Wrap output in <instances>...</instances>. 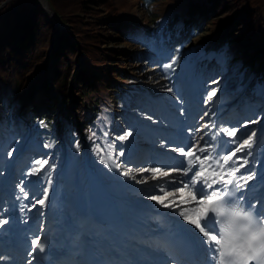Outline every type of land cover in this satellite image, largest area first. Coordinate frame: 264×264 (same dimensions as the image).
Segmentation results:
<instances>
[{"label":"rangeland","instance_id":"1","mask_svg":"<svg viewBox=\"0 0 264 264\" xmlns=\"http://www.w3.org/2000/svg\"><path fill=\"white\" fill-rule=\"evenodd\" d=\"M180 2H182L181 5L184 4L183 0H152L150 4L145 0H126L124 5H121V12L138 27L142 26L146 30L156 32L160 27L157 26V21H164L166 17H170L171 10L174 6H178ZM163 32L161 29L159 33ZM211 33L212 30L208 27L196 29L190 41L184 45L176 46L169 60L161 64L154 65L147 63L146 60L132 63L124 58L125 65L121 71L137 79L139 82L137 85L143 84L147 90L142 89L141 92L148 100L156 102L160 97L164 99L165 104L160 106L155 118L149 119L148 122H145L139 116H131L128 111L120 112L121 108L116 107L117 103L112 102L102 103L103 109L99 110L98 115L100 113L104 115V120L95 123L96 116L84 117L82 112H80V96L74 88L76 74V70H74L70 74L68 84V100L72 122L64 123L65 127L69 128L67 134L69 144L66 148L62 147L61 155L59 153L60 150L49 149L41 140L31 139L25 142L22 147L24 152L18 158L28 159V162H20L17 165L16 161V166L14 167L16 172L8 174L10 158L16 152L18 144L24 141L27 130L22 124H17V133L13 137L10 133L11 131L8 132L9 136L12 137L11 141H16L18 144L7 154L6 158L7 149L5 146L10 141V138L7 137L5 140H0V202L6 200L11 206L14 193L23 189L21 192L27 194V207L31 211L25 208L24 198L20 197V202L17 206L24 205V208L30 214L31 220L37 217L36 220H33L35 227L34 239L39 237L40 231L45 228L43 227V210L48 201L50 190L54 186L59 187L61 218L58 224H62L61 228L66 232L69 220L75 219L74 204L79 197H85L84 172L82 168L84 152L96 170L102 175L103 181L111 188L113 195L118 198L120 207L130 219L132 235L134 236H132L131 239L133 240L128 243L127 247L136 254L146 253L144 252L145 248L151 252L160 253L156 252L151 245H144L142 241H139L142 235H147V228L156 223L157 216L153 211L162 212L165 209L178 223L184 224L183 222H185L192 229L195 227L180 217L178 211H186V214L195 217L196 212L192 210H198L200 207L199 204L197 205V203L191 201L190 197L186 195L187 192H194L195 189L191 187L185 189L186 202H182L180 193V188L189 182L188 177L193 176L194 172L202 171L199 167L200 161H204V168L211 173L213 170L225 173V179H227L229 167L238 168L249 152L251 155H247L248 165L253 164L254 166L249 167L246 165L244 172L238 173V175H250L251 173L246 171L261 165L259 161L264 157V78L258 82L253 75L242 82L240 79L241 72L238 71L237 74L239 76L230 79V76H234V71L237 69L236 66L239 64V60L233 58L230 61L231 68L223 69L221 73L217 74L218 78L215 82L206 86L203 90L200 91L199 87L192 81V74L194 68L196 69V65L199 67L202 64L205 65V61L200 64V61L197 60L201 56L202 48L208 44ZM132 39L143 41V32L135 34ZM117 40L115 38H113V41L110 39L108 46L113 50L128 51H131L134 47L132 43L125 45V43ZM147 43H150V39L147 40ZM210 54L209 52L206 56L210 57ZM81 64L82 58L80 57L78 65L80 66ZM166 65L172 66L169 68L165 67ZM47 67V64H45L46 70ZM234 67L236 69H233ZM92 68L94 71H98L96 66ZM252 82L253 84L256 83L252 88L255 92L249 98L254 100V104L257 105V111L250 115L249 111L243 113L241 106L244 101H247L248 95H250L249 91L251 90V85H253ZM213 90H215V95L211 101H208L207 95ZM228 90L235 91L236 95L225 100V97H223L225 94L223 93ZM113 95L117 94L113 93ZM26 105L23 104L21 109H26ZM30 107L33 108V111L40 112L39 106ZM233 110H238L242 113L241 117L236 118L233 115ZM105 112L124 117L130 116L138 124L136 126L138 129L135 127L134 132L131 133L127 140L112 139L113 142L110 145L105 139V133L108 130L111 131ZM22 115L19 113L16 116L20 118ZM55 118H57V115ZM253 121L257 122L253 123ZM118 122L122 123L120 120ZM144 124H148V128L151 129L152 135L150 137L143 136L139 132L142 129L139 125L143 126ZM53 125L61 140L64 137L62 133V126L64 125L59 119H55ZM206 125L207 127H205ZM224 129H228V131L235 129L236 136L229 137L223 131ZM183 132L189 135L185 141L180 140V135ZM253 132L256 135L251 142L252 147H245L244 150L235 153L233 156L232 153L235 152V148L242 144L243 140L247 139ZM128 133L130 132H125L123 135ZM132 138L141 146L139 153L142 152L140 154L142 159L140 161L128 159V156H130V154H127L129 151L128 141ZM105 144H107L108 148L109 145L111 148H115L119 154L116 161L113 154L106 149ZM35 147L40 149V154H36L32 150ZM200 148H205L212 155L206 158L204 153L199 152ZM3 149H5V152ZM179 149H183L184 152H192L193 156L181 155ZM28 152H31L30 156H23ZM121 152H123L122 156L120 155ZM50 154L54 156L60 155L57 166H52V163L47 162ZM101 156L108 161L107 164L101 161ZM196 156L200 157V161L195 162L192 166L194 171H187L186 176L187 161L189 159L195 160ZM224 156H231L232 159L221 169L215 165V158H221L220 163L223 164L222 157ZM122 157L123 161H120ZM5 159L7 160L6 165L4 164ZM37 161L40 163L37 164ZM232 161L236 163L233 165ZM262 162L264 164V159ZM27 163L28 166L23 165ZM116 163L121 164V168H116ZM258 163L259 165H256ZM209 164H212L213 167L209 168ZM33 168L37 172L33 173ZM129 168L132 170L131 174L128 176L123 175V172ZM153 168L159 171H140V169ZM163 172H167L169 175L166 177L160 175ZM34 174L36 175L34 176ZM8 180H11V185L7 183ZM140 181L144 182L141 183ZM129 183H137L139 186L132 187ZM170 185L176 186L172 187ZM45 191H47V199L44 205H40L37 201L44 198L43 193ZM166 193H173V195L167 196L165 199V203L170 204V207H165L149 198L152 195L165 197ZM204 198L197 193L198 200ZM140 206H144L145 210L140 209ZM4 208V204L0 205V215H3ZM75 224L77 232L71 238L74 245L73 249H75L71 255L73 256L71 264H78L75 257L78 256L76 253L80 246L81 234L84 231L86 232L88 228L97 229L85 219L75 220ZM95 232L100 233L101 230ZM150 241L153 244L156 243V240L150 239Z\"/></svg>","mask_w":264,"mask_h":264},{"label":"trees","instance_id":"2","mask_svg":"<svg viewBox=\"0 0 264 264\" xmlns=\"http://www.w3.org/2000/svg\"><path fill=\"white\" fill-rule=\"evenodd\" d=\"M48 1L60 21L70 29H59L39 0H8L0 8V140L10 138L5 146L8 153L18 144L11 138L22 124L27 130L25 136L30 133L33 140H41L49 149L60 150L61 155L62 147L69 144V128L64 123L72 122L68 84L74 70V88L80 96V112L84 117L96 116L95 123L104 120V115H98L103 109L102 103L112 102L117 103L120 112L128 111L145 122L155 118L160 106L165 104L164 99L150 102L140 93L143 84L137 85V79L121 71L124 58L132 63L167 62L174 48L190 41L201 27L212 30L197 60L200 64L205 61V65H196L192 74L193 82L201 90L214 83L223 69L231 68L233 58L239 64L237 69L233 68L236 70L230 79L239 76L238 71L242 82L253 75L258 82L264 78V0H183L184 4L174 6L165 22L157 21L158 31H164L161 34L130 22L121 12L126 0ZM145 1L150 4L152 0ZM141 31L143 41L133 40ZM113 38L125 45L132 43L134 47L131 51L113 50L108 46ZM255 84L251 85L247 101L242 103L244 112L249 111L251 115L257 111L254 100L249 98L255 92L252 89ZM223 94L225 100L236 95L231 90ZM23 104H27L24 110ZM30 106H39L40 112ZM19 113L23 114L20 118L16 116ZM233 114L241 116L237 110ZM105 115L112 133L111 138L105 135L110 145L112 139L125 132L133 133L138 126L130 116L108 112ZM55 119L64 125L61 140L54 129ZM139 126L143 136L152 135L148 124ZM110 145L105 147L115 155L116 150ZM34 150L36 154L41 153L38 147ZM30 155L28 152L26 156ZM60 155L50 154L47 162L57 166Z\"/></svg>","mask_w":264,"mask_h":264},{"label":"snow or ice","instance_id":"3","mask_svg":"<svg viewBox=\"0 0 264 264\" xmlns=\"http://www.w3.org/2000/svg\"><path fill=\"white\" fill-rule=\"evenodd\" d=\"M172 65H166L165 67H171ZM169 91H171V89H169ZM215 95V90H213L212 92L208 93L207 95V100L211 101L213 99V96ZM257 121H253V123H256ZM207 127V125L205 126ZM246 127V125H245ZM224 132L227 133V135L229 137H235L236 136V130L233 129L232 131H228V129H224ZM131 135V133H128L126 135H122L119 136L118 139L119 140H127L129 138V136ZM256 135L255 132H253L251 135L248 136L247 139L243 140V143L240 144L238 147L235 148V152L232 153V155L234 156L235 153L241 152L242 150H244L245 147L251 148L252 147V141H253V137ZM181 155L184 156H193L192 152H184L183 149H179ZM199 152L204 153L206 158L210 157L212 154L211 152H208L205 148H200ZM120 155H123V152L120 153ZM247 155H251V153H247ZM247 155L243 158V162L239 165L238 168L233 169L231 166L229 167L227 176L228 178L225 179V173L223 172H216L215 170L212 171V173L210 175H205V172L207 171V169L204 168V161H200V157L196 156L195 160L193 159H189L187 161V165H188V169L185 172V175L187 176V171H194L193 169V165L195 164L196 161H200L199 167L202 169V171L199 172H194L193 176H189L188 177V183L184 184L181 188H180V193H181V200L182 202H186L185 200V189H188L189 187H191L192 189H195V191H189L187 192V197H190L191 201L197 203L200 205L199 209H193L192 211L196 212L195 217L186 214V211H178V214L180 217H182L185 221H188L189 224L194 225L195 227L192 229V231L196 232L197 236H201V241L202 243L205 244V247L208 251H211L213 253L212 257H211V261H214V257L216 255V233H217V228L215 229V231L211 228L208 227L209 223H215L214 219L209 215L208 212V206L209 204L215 200V199H219L221 195L223 194H232L235 196V198L240 199V197L236 196V193L239 192L242 188H244L246 186L247 181H251L253 180V176L252 175H241V176H237L236 173H238L240 171L241 168H244L246 165H248L249 161L247 159ZM220 159L219 157L215 158V165L221 169L224 168L225 164H228L229 161H231L232 157L231 156H224L222 157L224 163L221 164L220 163ZM101 161L105 164L108 163L107 160L104 159L103 156H101ZM40 162L37 161V164H39ZM236 162L232 161V164L234 165ZM116 168H121V164L116 163L115 164ZM209 168H212L213 165L209 164L208 165ZM37 170L35 168L32 169V172L35 173ZM131 169H127L126 171L123 172V175L128 176L131 174ZM141 172L144 171H152V172H158V169H140ZM160 175L162 176H168L169 174L167 172H163L160 173ZM214 177V178H213ZM133 179H135V177H133ZM210 181V182H209ZM141 183H143L144 181H140ZM243 182V183H242ZM214 185H218V190L217 191H213L211 195H208L207 192L205 191V186L207 187V189L211 190L213 188ZM172 187H175L176 185H170ZM21 191H23V189H21ZM197 193L200 194V196L202 197H206V199H197ZM25 195L27 196V194L25 193ZM173 195V193H166L165 197H161L158 195H152L149 198L153 201H157L158 203H160L161 205L165 206V207H170V204H166L165 203V199L167 196ZM44 198L43 199H39L37 201V203H39L40 205H44L45 201L47 199V191H45L43 193ZM35 206V205H33ZM249 208H252L251 204H248ZM257 215H261L264 216V213H257ZM6 221L3 219H0V225L5 224ZM198 230V231H197ZM39 241H40V237H37L35 239H33L31 241L32 245H39ZM40 246V251H43V246ZM33 251H35V248H33ZM215 264V261H214Z\"/></svg>","mask_w":264,"mask_h":264},{"label":"clouds","instance_id":"4","mask_svg":"<svg viewBox=\"0 0 264 264\" xmlns=\"http://www.w3.org/2000/svg\"><path fill=\"white\" fill-rule=\"evenodd\" d=\"M208 212L217 228L215 264H264V216L228 193Z\"/></svg>","mask_w":264,"mask_h":264},{"label":"bare ground","instance_id":"5","mask_svg":"<svg viewBox=\"0 0 264 264\" xmlns=\"http://www.w3.org/2000/svg\"><path fill=\"white\" fill-rule=\"evenodd\" d=\"M263 159H264V157L262 158L261 161H259V163H261V165H259V163H258L256 165H259V166H256V168H253V169H250L249 171H246V172H250L251 173L250 175L254 174L253 178L258 176L257 177L258 178L257 183L254 184L253 186H251L250 183L248 182L246 184V186L243 188L244 192L246 194H248L249 197H251L255 201H258L261 204L264 201V173L261 174L264 171V164L262 162ZM248 166L253 167L254 165L251 164ZM244 170H245V168H241L238 173L244 172ZM238 173H236L237 176H239ZM227 178H228V176H227ZM7 183L9 185H11L10 180H8ZM213 187H214V189H211V190L208 189V191L210 192V195L212 194L213 191L218 190V185H214ZM18 191H20V190H18ZM115 199H117V198L115 197ZM46 206H47V204H46ZM263 206H264V204H263ZM20 207L22 208V209L20 208V215L17 217H14V215L11 214V216L9 218L17 219V221H20V220L25 221V223H26V231L25 232L27 233V235L25 234L24 237L27 238L31 229H32L31 228V223H32L31 221L33 219L31 220L30 214L26 211V209L24 208V205H20ZM162 211H163L162 216H159L158 218H156L157 224L155 226H151V229L149 232L152 235L157 233V231L159 229L164 228V227L170 229V230H168V233H169V232H172L171 230L175 231V230L181 228L182 226H184V224L178 223L175 219H173V217L170 214H168V211H166L165 209ZM11 212H13V210ZM61 225L62 224H58L55 222L48 223L47 225H45V228H44L45 231L43 233H44V235L48 236L50 242L52 243V245L57 250H59V246L62 247V250H64L65 254L60 255V258L63 260L64 264H70V256H69L68 252L70 251V247H71V239L70 238L73 237V233H74L71 229H75V228L73 227V224L69 223L67 225V231L65 232L61 228ZM49 235H50V237H49ZM85 235H91V237H95L96 242L92 243L91 245L94 246L96 250H101V247H102L101 242H102V239L104 238L102 231L100 233H98V232H95L92 228H88L82 237H84ZM165 238H166L165 236H160V235L156 236V239L160 242H163V240ZM103 248L104 247H102V250H103ZM19 249H20V251H18V255L20 258L27 259L30 256L31 251L29 250V248H28L27 244H25V242L24 243H23V241L19 242ZM59 251H61V250H59ZM120 255L127 262H132V261L136 260V258H137L136 255L133 252H131L129 249H125L124 251L121 252ZM158 258L161 259L165 263L171 262L172 264H176L173 260H166L165 257H158ZM201 264H214V263L211 261V259H209L207 261H203Z\"/></svg>","mask_w":264,"mask_h":264},{"label":"water","instance_id":"6","mask_svg":"<svg viewBox=\"0 0 264 264\" xmlns=\"http://www.w3.org/2000/svg\"><path fill=\"white\" fill-rule=\"evenodd\" d=\"M7 1H8V0L3 1V2L0 4V8H1L2 6H4L5 3H6ZM40 1H41V3H42L43 7L48 11V13H49L52 17H54V16H55V13H54L53 8H52V7L50 6V4H49V1H48V0H40Z\"/></svg>","mask_w":264,"mask_h":264}]
</instances>
